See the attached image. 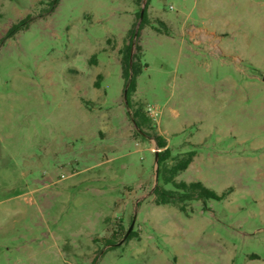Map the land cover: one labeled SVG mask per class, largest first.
<instances>
[{"label":"rangeland","instance_id":"obj_1","mask_svg":"<svg viewBox=\"0 0 264 264\" xmlns=\"http://www.w3.org/2000/svg\"><path fill=\"white\" fill-rule=\"evenodd\" d=\"M155 135L228 194L156 205ZM0 264H264V0H0Z\"/></svg>","mask_w":264,"mask_h":264},{"label":"trees","instance_id":"obj_2","mask_svg":"<svg viewBox=\"0 0 264 264\" xmlns=\"http://www.w3.org/2000/svg\"><path fill=\"white\" fill-rule=\"evenodd\" d=\"M140 1L141 0H137ZM55 3H58L59 0H54ZM141 10L138 13V18L140 19ZM147 22V12L145 9L144 17L141 21L140 27ZM23 25V21L15 24L11 27V29L7 33V38H11L17 34V32L21 29ZM134 37V31H131V38ZM133 41L125 46L122 50V69H123V78L127 83H129L128 87V106L133 109L132 112V122L136 126L138 133H145V129H152V119L147 116L141 109V107L133 108L131 104L132 95L137 90V78L142 72V67L139 64V56L132 54ZM139 49V47H137ZM132 58V62H131ZM132 75V79L129 80L130 74ZM157 141V146L161 150L158 152V165H159V178L163 182L164 185H171L173 189H166L163 186L156 187L154 191L155 195V203L156 205H173L179 208L180 211H186V203L196 201V200H222L228 192L223 193L222 195L217 194L212 189H209L201 182H178L176 179L181 172H184L188 169V167L193 162L196 151L191 150L184 154L182 157L177 159H172V152L170 148L167 146L166 140L158 135L154 136ZM173 160L172 164H169V160ZM121 232H123V228L121 227ZM122 237H125L126 233H118ZM138 235L136 232H129L126 240L130 241L136 238ZM118 237L116 234H113L110 239L106 240V244L113 246L116 244Z\"/></svg>","mask_w":264,"mask_h":264},{"label":"water","instance_id":"obj_3","mask_svg":"<svg viewBox=\"0 0 264 264\" xmlns=\"http://www.w3.org/2000/svg\"><path fill=\"white\" fill-rule=\"evenodd\" d=\"M144 13H145V6H143V7H142V10H141V14H140V23H141V21H142V19H143V17H144ZM131 62H132V58H131ZM132 75H133V74L131 73V74H130V78H129V80L132 79ZM128 87H129V83H127L126 88H125V90H124V98H125V103H126V105H128V100H127ZM135 127H136V126H135ZM155 160H156V163L158 164V152H156V154H155ZM129 232H130V230H128V232H127L126 236L124 237V239L127 238ZM122 241H123V240H122ZM122 241H121V242H122Z\"/></svg>","mask_w":264,"mask_h":264},{"label":"crops","instance_id":"obj_4","mask_svg":"<svg viewBox=\"0 0 264 264\" xmlns=\"http://www.w3.org/2000/svg\"><path fill=\"white\" fill-rule=\"evenodd\" d=\"M191 30L196 31V32H202V34H205V35H207V34H210L211 36L217 35L215 33L209 32L207 29H205L203 27H201V28L193 27V28H191ZM214 41L217 42V45H218L217 50H219V52L222 53V51H223V48L221 46L222 41H223L222 36H218V38H216Z\"/></svg>","mask_w":264,"mask_h":264}]
</instances>
